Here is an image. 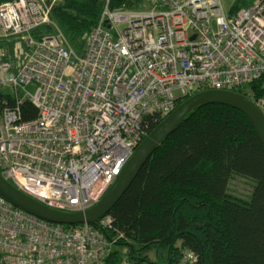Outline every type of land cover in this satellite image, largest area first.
<instances>
[{
  "label": "built area",
  "instance_id": "1",
  "mask_svg": "<svg viewBox=\"0 0 264 264\" xmlns=\"http://www.w3.org/2000/svg\"><path fill=\"white\" fill-rule=\"evenodd\" d=\"M61 1L0 6V43L16 41L14 57L0 53V175L36 202L67 214L95 207L148 136L145 118L166 119L199 93L245 92L264 113V96L250 90L262 80L264 94V0L232 15L220 0H140L114 10L103 0L82 53L50 18ZM43 26L54 32L38 40ZM24 102L35 120L22 122ZM121 239L110 215L67 227L0 196V264H106ZM120 252L118 264H133ZM196 263L183 252L179 264Z\"/></svg>",
  "mask_w": 264,
  "mask_h": 264
},
{
  "label": "trees",
  "instance_id": "2",
  "mask_svg": "<svg viewBox=\"0 0 264 264\" xmlns=\"http://www.w3.org/2000/svg\"><path fill=\"white\" fill-rule=\"evenodd\" d=\"M12 1L0 0V6ZM253 1L240 0L230 14ZM131 2L111 0L110 9ZM104 6L103 0H63L53 6L50 18L81 50ZM53 32L43 26L33 36L39 40ZM261 84L250 86L256 98L264 96ZM20 110L22 122L38 116L30 102ZM164 120L145 118L147 135ZM234 175L254 182L249 200L229 193ZM109 215L123 239L106 264L123 259L121 248L129 249L125 257L133 264H154L150 252L158 259L166 254V264H179L185 251L197 256L196 264H264V144L241 112L202 106L159 146Z\"/></svg>",
  "mask_w": 264,
  "mask_h": 264
},
{
  "label": "water",
  "instance_id": "3",
  "mask_svg": "<svg viewBox=\"0 0 264 264\" xmlns=\"http://www.w3.org/2000/svg\"><path fill=\"white\" fill-rule=\"evenodd\" d=\"M206 105H221L244 114L253 124L264 144V113L254 102L240 93L206 91L183 102L145 138L124 167L115 185L92 209L73 214L52 210L21 193L1 175L0 196L15 208L50 224L67 227L83 224L96 225L98 221L110 214L159 146L176 131L190 113Z\"/></svg>",
  "mask_w": 264,
  "mask_h": 264
},
{
  "label": "rangeland",
  "instance_id": "4",
  "mask_svg": "<svg viewBox=\"0 0 264 264\" xmlns=\"http://www.w3.org/2000/svg\"><path fill=\"white\" fill-rule=\"evenodd\" d=\"M131 1H132L131 2L132 4L128 5L127 6L128 8H138L141 5L140 0H131ZM181 1H187V0H181ZM239 1L240 0H220V3H221L223 11L226 14H230L232 9L234 8L235 4L238 3ZM15 42L16 41H12L11 43H0V53L2 52V53H5L6 55L8 54V56L14 57V55H15L14 43ZM73 47L79 53H82V48L80 50L79 45H74ZM28 53H29V51L24 47L23 48V57H26V55ZM28 90L30 92H33L34 86H30L28 88ZM3 92L6 95L10 93L8 89H3ZM254 185L255 184L252 180L241 177V176L234 175V176H232V178L230 180L228 190H229V193L231 195H233L239 199L249 200L251 195H252ZM127 251H129V249H127ZM147 256H148L149 260L154 264H166V259H167L166 254H164L162 256V259L161 258L158 259L155 252H150V253H148Z\"/></svg>",
  "mask_w": 264,
  "mask_h": 264
}]
</instances>
